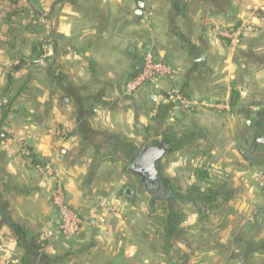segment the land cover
Masks as SVG:
<instances>
[{"label":"crops","instance_id":"crops-1","mask_svg":"<svg viewBox=\"0 0 264 264\" xmlns=\"http://www.w3.org/2000/svg\"><path fill=\"white\" fill-rule=\"evenodd\" d=\"M8 1L0 0V264H264V190L252 181L264 170L256 141L264 138V0H140V16L137 0H18L19 16L8 15ZM254 7L263 8L258 30L226 44L219 30L251 18ZM147 50L180 72L127 96ZM17 62L47 68L8 77ZM171 87L205 103L230 99V108L184 115L167 100ZM161 115L164 128L177 119L199 146H238L235 160L210 153L225 169L204 171L199 180L209 185L197 188L213 215L205 225L194 213L190 233L174 235L176 257L153 249L136 205L117 196L118 154ZM46 162L83 216L73 237L59 230L51 181L38 169ZM234 162L236 179L226 168Z\"/></svg>","mask_w":264,"mask_h":264},{"label":"rangeland","instance_id":"rangeland-1","mask_svg":"<svg viewBox=\"0 0 264 264\" xmlns=\"http://www.w3.org/2000/svg\"><path fill=\"white\" fill-rule=\"evenodd\" d=\"M11 1L14 2L18 0ZM19 9L21 8L19 7ZM254 9L255 7L252 8L250 12L252 13ZM258 11L262 16L263 10ZM18 20H21L20 17ZM13 36L12 41L20 42V35H17L18 39H15L16 37ZM46 36L47 34L45 33V38L42 42L46 39ZM245 37H243V39ZM46 68L47 67H43L42 69L46 70ZM42 69L41 67H28L26 69L23 65H20V62H17L8 70V77H35L36 74L43 71ZM238 92V88L233 86L231 100L232 97L239 96ZM237 101H239L238 97ZM230 102V99H215V101H210L208 104L222 103L226 107L223 109H229ZM171 104L173 109L182 112L184 115L197 112L204 107L198 106L196 111L186 112L178 108L174 102H171ZM169 116L171 117V114ZM168 123L169 124L164 128L163 115L159 116V119L156 120L150 128H147L141 133L138 139L136 138L135 141L127 142V146L125 147L126 151L122 149V154H118L116 162L118 167L123 168L124 184L117 196L122 202H132L136 205L135 207L137 208L136 210L141 222L143 223L145 221L142 226L143 234H145L146 237H152L153 249H161L163 251L164 247V249L167 250L166 254L168 257H176L177 255H181V250L179 248H173V246H176L175 241H170L176 236L179 238L182 235H187L188 231L191 229L190 224L187 223H190L189 221L190 218L193 217V214L195 213L199 218H203L200 219V221H204L206 217L213 215V211L208 209V205L201 206L202 203L199 200L200 197H198L200 193L197 188V186H201V189H206L209 185V180H202L203 182L201 179L199 180V175L201 178L204 171L209 173V176L212 177L216 173L221 172L222 169H225L223 166L219 169L220 165H218L217 168L214 167L216 161L213 162L210 153L214 150L217 152L218 150L216 149H219L222 154L227 153L226 155L228 158L233 156V160H235L236 155L234 151L238 149V146H229L227 144L221 145L220 147L199 146L196 140L192 139L193 131L191 129L184 130L182 128L183 125L180 124L177 119L168 121ZM162 141L169 142L170 146L175 147V151L172 154H167L164 157L165 159L162 157L157 162L156 167L161 183L159 188L151 190L142 184L140 178L131 171V167L145 146L158 144ZM216 152L214 153L217 156L218 154ZM233 164L234 166L230 164V166L227 165L226 168L232 170V173H236V179L238 178L236 171L239 167L235 166L237 163L234 162ZM252 181L256 183L257 175ZM234 185L233 182V186ZM236 187L235 185L234 188ZM127 189H130L132 192L130 194L126 193ZM203 198L206 200L207 194H203ZM203 223H205V225L207 224L206 221ZM182 238L178 241L179 244H187V241H182L184 239ZM185 261L187 260L183 257H179L178 259V263H184Z\"/></svg>","mask_w":264,"mask_h":264},{"label":"built area","instance_id":"built-area-1","mask_svg":"<svg viewBox=\"0 0 264 264\" xmlns=\"http://www.w3.org/2000/svg\"><path fill=\"white\" fill-rule=\"evenodd\" d=\"M258 10L262 7H255L251 13V18L241 20L233 27H223L219 30V35L226 44L239 45L246 35L256 32L261 20ZM180 69L169 64L163 58L156 56L147 50L143 52L139 70L128 78L125 86V94L132 96L146 85H153L160 88V83L164 79L175 80ZM166 97L169 102H174L176 106L186 112H194L200 107L226 108L224 104L205 103L198 99L187 98L180 89L171 87L166 89ZM29 154L28 151H24ZM41 173L45 174L51 181V201L59 212V230L64 237H73L82 227L83 216L69 201L66 187L60 178L54 163L46 162L38 165ZM257 184L264 190V170L257 174ZM103 221V220H101Z\"/></svg>","mask_w":264,"mask_h":264},{"label":"water","instance_id":"water-1","mask_svg":"<svg viewBox=\"0 0 264 264\" xmlns=\"http://www.w3.org/2000/svg\"><path fill=\"white\" fill-rule=\"evenodd\" d=\"M137 9L135 14L140 16L143 12L144 3L140 0L136 1ZM138 71V70H137ZM258 143L264 142V138H257ZM169 149V144L165 141L159 142L154 145L145 146L138 157L135 159L131 171L138 175L141 182L145 187H148V183H155L161 181L158 176L157 161L163 157V155ZM126 193L130 194L131 190L127 189Z\"/></svg>","mask_w":264,"mask_h":264},{"label":"trees","instance_id":"trees-1","mask_svg":"<svg viewBox=\"0 0 264 264\" xmlns=\"http://www.w3.org/2000/svg\"><path fill=\"white\" fill-rule=\"evenodd\" d=\"M16 2H17V1H14L15 6H13L12 8H10V9L8 10V15H10V16H11V15H14V16L17 15V16H19V15H23V14H24V9H19V7L16 6V5H17ZM34 14L36 15L35 12H34ZM35 15H33L34 17L28 15V18L30 19V21H34V20H35ZM171 149H174V147L171 146V148L169 149V151H170ZM155 184H156V183H148V187H146V188H149V189H151V190H155V189H154V188H155ZM201 201H205V202L207 203V202H211V199L207 197L206 200H202V199H201Z\"/></svg>","mask_w":264,"mask_h":264},{"label":"flooded vegetation","instance_id":"flooded-vegetation-1","mask_svg":"<svg viewBox=\"0 0 264 264\" xmlns=\"http://www.w3.org/2000/svg\"><path fill=\"white\" fill-rule=\"evenodd\" d=\"M155 183H156V184H155V188H154V189L159 188L161 181H158V182H155ZM142 184H143V183H142Z\"/></svg>","mask_w":264,"mask_h":264}]
</instances>
